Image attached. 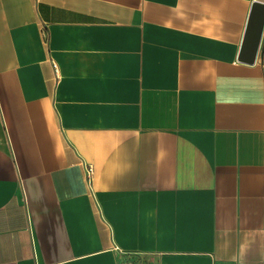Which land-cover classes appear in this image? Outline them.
<instances>
[{"label": "crops", "instance_id": "0c3cea01", "mask_svg": "<svg viewBox=\"0 0 264 264\" xmlns=\"http://www.w3.org/2000/svg\"><path fill=\"white\" fill-rule=\"evenodd\" d=\"M257 0H0V264H264Z\"/></svg>", "mask_w": 264, "mask_h": 264}, {"label": "water", "instance_id": "95a60500", "mask_svg": "<svg viewBox=\"0 0 264 264\" xmlns=\"http://www.w3.org/2000/svg\"><path fill=\"white\" fill-rule=\"evenodd\" d=\"M264 27V0H257L253 4L247 24L241 50V59L252 62L257 53L259 41Z\"/></svg>", "mask_w": 264, "mask_h": 264}]
</instances>
